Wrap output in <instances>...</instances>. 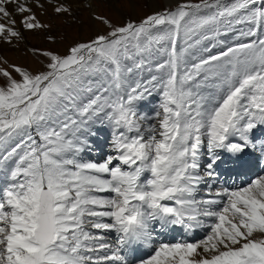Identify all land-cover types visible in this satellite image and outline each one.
<instances>
[{"label": "snow or ice", "instance_id": "1", "mask_svg": "<svg viewBox=\"0 0 264 264\" xmlns=\"http://www.w3.org/2000/svg\"><path fill=\"white\" fill-rule=\"evenodd\" d=\"M48 7L72 15L0 0V43ZM92 19L64 53L26 46L35 72L0 56V264H264V0Z\"/></svg>", "mask_w": 264, "mask_h": 264}, {"label": "rangeland", "instance_id": "2", "mask_svg": "<svg viewBox=\"0 0 264 264\" xmlns=\"http://www.w3.org/2000/svg\"><path fill=\"white\" fill-rule=\"evenodd\" d=\"M64 2L71 6L72 15L57 16L51 7H48L43 15H39L38 11L41 22L49 27L24 33L25 39L17 42L15 47L0 43V56H3L8 64L21 65L35 72L41 69L42 65L26 52V46L64 53L69 46L88 41L98 33L108 31L105 25L94 21L92 15L104 16L111 23L119 25L127 19L138 21L152 13L154 11L151 8L152 4L157 7L156 10L166 6L164 0H75V2L64 0ZM49 35L55 38V42L48 40ZM0 67H7V64L0 60Z\"/></svg>", "mask_w": 264, "mask_h": 264}, {"label": "bare ground", "instance_id": "3", "mask_svg": "<svg viewBox=\"0 0 264 264\" xmlns=\"http://www.w3.org/2000/svg\"><path fill=\"white\" fill-rule=\"evenodd\" d=\"M93 1V0H92ZM165 1V5H173V3L176 2V0H164ZM71 2H75V0H71ZM153 6L151 8L154 9V11L157 9V7H154V4H152ZM156 5V4H155Z\"/></svg>", "mask_w": 264, "mask_h": 264}]
</instances>
